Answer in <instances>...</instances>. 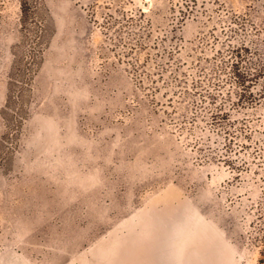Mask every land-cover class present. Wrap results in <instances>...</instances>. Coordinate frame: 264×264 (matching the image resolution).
I'll return each instance as SVG.
<instances>
[{"label":"rangeland","instance_id":"374dc122","mask_svg":"<svg viewBox=\"0 0 264 264\" xmlns=\"http://www.w3.org/2000/svg\"><path fill=\"white\" fill-rule=\"evenodd\" d=\"M26 1L0 0V264H264V0Z\"/></svg>","mask_w":264,"mask_h":264},{"label":"trees","instance_id":"16d2710c","mask_svg":"<svg viewBox=\"0 0 264 264\" xmlns=\"http://www.w3.org/2000/svg\"><path fill=\"white\" fill-rule=\"evenodd\" d=\"M22 7L25 13L27 9L26 0H22ZM240 49L242 50L244 49V47H241ZM232 53L236 58L233 62L229 63L230 64L229 66L232 71L233 82L237 87H239V92H237V96L239 100L244 102L251 96L254 98H257V96L254 94V92L250 88L251 86L249 85L252 81L251 75L255 74V72L251 71L248 68H243L241 66V63L243 62V57L241 53L239 52V49L234 48L232 50ZM256 70L259 71V74L264 73V63L261 65L260 68H257ZM263 92L264 91L260 93L259 98H264ZM209 97L214 98L215 96L212 93H209ZM259 217L260 219L258 221V225L255 227L254 240L256 242L261 243L259 262L264 263V213H260Z\"/></svg>","mask_w":264,"mask_h":264}]
</instances>
